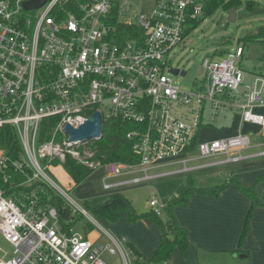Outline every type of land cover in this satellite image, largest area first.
I'll list each match as a JSON object with an SVG mask.
<instances>
[{
    "label": "built area",
    "instance_id": "built-area-1",
    "mask_svg": "<svg viewBox=\"0 0 264 264\" xmlns=\"http://www.w3.org/2000/svg\"><path fill=\"white\" fill-rule=\"evenodd\" d=\"M27 1L0 0V239L11 249L0 248V264H108L106 257L115 256L121 264H154L137 258L126 238L111 236L93 218L104 243L64 230L55 208L41 205L42 185L67 197L46 170L70 155L94 171L103 168L102 189L115 192L191 172L198 166L190 164L198 161L220 157L223 163H238L252 147L248 136L198 140L205 106L212 120L237 108L242 123L264 126L259 113L264 76L243 86L244 49L238 46L218 60L203 61L204 94L175 85L174 77L182 75L171 73V54L211 0H152L149 9L127 10L131 16L124 20L118 0H84L74 9L66 8L72 0H51L26 11L22 4ZM119 24L141 34L120 41ZM95 112L102 124L120 118L136 127L126 137L139 162L101 165L89 152L84 151L88 157L80 154L88 142H70L64 129L79 128ZM257 155L264 157V149ZM163 167L178 168L153 174ZM69 201L75 212L89 216ZM149 206L157 216L164 209L157 199Z\"/></svg>",
    "mask_w": 264,
    "mask_h": 264
},
{
    "label": "rangeland",
    "instance_id": "rangeland-1",
    "mask_svg": "<svg viewBox=\"0 0 264 264\" xmlns=\"http://www.w3.org/2000/svg\"><path fill=\"white\" fill-rule=\"evenodd\" d=\"M118 2L123 11V17H120V20H124V18L131 16L126 12L127 10H145L153 5L152 0H118ZM240 2L241 5L236 9L237 17L235 22H227V12L224 9H217L214 14L205 17L197 27L188 34L184 41L173 50L170 65L173 69L186 72V75L183 77L173 76L174 83L180 90L204 94L203 87L205 85L206 70L203 67V61L205 59L218 60L221 58V53L230 52L238 46L244 49L243 56L239 63L240 69L245 73L243 86L252 84L258 76H264V43L261 41H245L246 38L257 34L261 28H264V0H240ZM37 13H39L38 10L34 11V14ZM239 92H243V87H240ZM239 101L242 102L243 99H239ZM105 107L104 114L107 115L109 106ZM211 113L209 105L207 104L203 114L204 124H213L215 127L223 126V128L228 126L226 123L228 119L227 121L224 120L222 115L223 111L218 114L215 120H212ZM209 139L213 138L210 137ZM199 140L203 141L205 138L200 136ZM84 156L88 157V154L84 153ZM201 162L203 161L194 162L190 164V166L197 165ZM233 167L232 164H229L217 169L195 170L123 188L122 195L131 201L137 218L135 220L131 219L129 212L126 211L115 221L97 216L93 210H91L95 206L106 202L111 197V194H108V192L102 189L101 179L105 174L103 168L95 170L78 185L72 182L69 175L61 166L51 165L48 170H46V173L68 198L64 197L56 188L51 187L55 193L61 196L68 205H71L69 201V199H71L78 206L86 210L89 215H82L78 219L76 218L77 221L71 228L74 233L83 234L94 243L106 242L107 240L103 232L90 219L93 218V220L111 236L126 238L133 249L137 251V258L142 259L144 262H149L154 257L157 244H151L146 236L147 226H145L144 222H142V225H140L139 222L147 221L151 223L157 231L159 230L158 239H160L161 234V230L152 212H150L152 210L149 206V202L153 199H157L159 205L165 207L172 198L173 191L181 193L188 185L189 178L193 180L194 186L197 187L200 181L205 180V177L208 176L209 179H212L211 182L209 181L208 184H203L202 187H209L224 181L226 178H221V175L224 173V168ZM177 168L178 167H174V169ZM169 170H173V168H169ZM218 179L222 181L220 182ZM70 207L72 213L75 214V207L72 205ZM163 211L164 209L161 210V215H159V219L161 220H165ZM0 248L5 252L11 251L10 246L2 239H0ZM122 250L124 253H127V245H122ZM186 255H182L178 248H175L166 262H160L158 264H185L183 259ZM204 255L206 256L205 259L201 258L203 255H199L200 261H206L202 264H217L218 261H226L228 259L226 253H205ZM130 259L132 260L131 257H128L129 262ZM106 261L108 264H121L120 259L116 256L113 258L106 257Z\"/></svg>",
    "mask_w": 264,
    "mask_h": 264
},
{
    "label": "crops",
    "instance_id": "crops-1",
    "mask_svg": "<svg viewBox=\"0 0 264 264\" xmlns=\"http://www.w3.org/2000/svg\"><path fill=\"white\" fill-rule=\"evenodd\" d=\"M259 113L264 115V108H261ZM222 115L224 120L227 121L228 119L226 122L228 126L226 128H223V126L215 127L213 124L207 123L200 129L198 140L200 136L205 140L210 137L213 138L211 140H214L245 135L249 137L252 147L243 153V157L238 163H223L222 158L218 157L203 160V162L193 166H198V169L195 170H203L217 169L232 164L234 167L224 168V173L221 175V178L226 179L221 180L222 182L218 179L221 183L215 184L228 183L232 177L236 178L237 181L230 183L218 195L195 192L189 197L186 205L173 208L174 219L187 233L188 253L183 260L185 264H202L206 262L202 260L206 258L205 253H226L228 259L218 261L217 264H264V206H257L253 209L247 233L240 244L246 217L252 202L250 195L241 189L240 185L252 188L258 196L264 198V157L257 155L264 149V126L242 123L237 108L223 112ZM169 168H173V170H169ZM175 170L177 169H174V167H163L155 170L153 174H166ZM205 178V180L200 181L197 188H202L203 184H208L212 180L208 176ZM189 181L193 186L195 185L191 178H189ZM123 188L126 187L119 188L115 192H108V194H111L110 196L116 193L122 194ZM173 192L172 198L180 194L178 191ZM142 222L147 226V239L151 244H157L158 247L160 243V239H158L159 230L157 231L147 221L139 222L140 225H142ZM199 255H203L201 257L202 261H200Z\"/></svg>",
    "mask_w": 264,
    "mask_h": 264
},
{
    "label": "trees",
    "instance_id": "trees-1",
    "mask_svg": "<svg viewBox=\"0 0 264 264\" xmlns=\"http://www.w3.org/2000/svg\"><path fill=\"white\" fill-rule=\"evenodd\" d=\"M81 1L84 0H72L71 2L67 3L66 8L74 9L75 4L77 5V3ZM240 5V0L209 1L204 7L203 16L197 21L190 22L188 30L184 33V37L186 38L188 34L194 30L205 17L211 16L217 9H224L227 12L233 6L238 8ZM113 23L116 24L115 21ZM118 28L121 34L120 41L131 40L132 36L141 34V31L133 26H123L119 24ZM245 41H261L264 43V28H261L257 34L246 38ZM227 53L223 52L220 54V56H226ZM92 111L93 110L90 112ZM203 125L205 124H202V127ZM135 128L136 127L134 125L125 122L120 118H112L107 120L103 124L102 138L98 141L88 142L84 147L79 149V152L82 156L84 151L89 152L91 154L90 159L100 163L101 165L109 162L137 163L139 162V155L133 150V141L126 137L127 133L133 131ZM196 138L197 136L195 139ZM9 139L12 143H14L16 148H19V142L15 136L12 135L9 137ZM7 151H9L11 155H14L13 150L10 152V150L7 149ZM52 163L54 166H61L75 185L83 182L91 173L94 172V169L83 166L70 155H66L63 162H60L58 159H56ZM235 181H237V179L232 177L228 183L202 188L194 187L189 181L188 185L183 189V191L178 196L171 198L164 207L163 212L165 214V220L159 219V216L152 213L159 229L161 230V237L154 257L149 262H153L154 264L166 262L169 259L171 252L175 248H178L182 255H186L188 253V239L186 230L177 224L172 213V210L175 206L186 205L188 203L189 197L195 192L218 195L230 183ZM240 188L250 195V198L252 199L250 210L247 214L245 226L240 239L241 244L243 242L244 236L247 233L248 223L252 215V211L257 206H264V198L258 196L252 188H246L242 185H240ZM38 191H40L39 196L41 205L55 208L58 214L59 224L64 230L68 231L71 229L76 223L77 219L82 216V214L78 212L73 214L70 205H68L63 200V198L55 193L49 186L42 185L40 188H38ZM91 210H93L95 215L107 218L112 221H115L123 212L126 211L129 212L131 219L135 220L137 218L131 202L120 193L113 194L106 202L95 206ZM133 250L138 256L137 251H135V249Z\"/></svg>",
    "mask_w": 264,
    "mask_h": 264
},
{
    "label": "water",
    "instance_id": "water-1",
    "mask_svg": "<svg viewBox=\"0 0 264 264\" xmlns=\"http://www.w3.org/2000/svg\"><path fill=\"white\" fill-rule=\"evenodd\" d=\"M51 0H31L27 2H23L22 6L24 10H35L41 8L45 3ZM236 7L233 6L227 11V22H235L236 21ZM171 73L175 76L178 75V69H172ZM182 76L186 75L185 71L181 72ZM65 133L69 136L70 142H91L98 141L103 136V124L101 114L99 112L93 113L88 117L87 121L81 125L79 128L74 129L70 126H66L64 129ZM242 257V256H241Z\"/></svg>",
    "mask_w": 264,
    "mask_h": 264
}]
</instances>
